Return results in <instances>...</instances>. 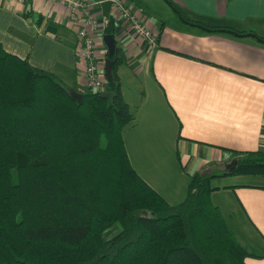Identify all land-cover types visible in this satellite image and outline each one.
Here are the masks:
<instances>
[{"label":"trees","instance_id":"trees-1","mask_svg":"<svg viewBox=\"0 0 264 264\" xmlns=\"http://www.w3.org/2000/svg\"><path fill=\"white\" fill-rule=\"evenodd\" d=\"M21 16L44 21L32 11ZM60 28L50 21L45 31ZM114 30L110 16L102 36ZM111 60L112 80L78 92V102L0 47V264H245L253 254L211 203L212 176L191 177L185 199L170 205L131 166L122 132L134 115L117 75L120 48ZM223 175L264 178V153H245ZM114 226L118 234L105 240Z\"/></svg>","mask_w":264,"mask_h":264},{"label":"crops","instance_id":"crops-1","mask_svg":"<svg viewBox=\"0 0 264 264\" xmlns=\"http://www.w3.org/2000/svg\"><path fill=\"white\" fill-rule=\"evenodd\" d=\"M87 1L103 27L112 17L125 58L117 75L134 120L122 139L130 164L131 156L144 158L142 175L135 172L170 205L185 199L191 177L212 176L211 203L234 235L240 226L248 237L251 250L237 240L253 254L245 264H264V178L223 175L245 153H264V41L258 38L264 37V0H155L141 15V0H126L158 37L155 47L137 40L112 6L107 18L101 5L107 0ZM29 11L42 15L43 23L21 16ZM50 21L61 25L54 34L45 31ZM200 25L258 37L211 33ZM96 38L104 61L103 36ZM0 47L71 92L83 91L74 21L64 9L33 0L16 8L0 0Z\"/></svg>","mask_w":264,"mask_h":264},{"label":"built area","instance_id":"built-area-1","mask_svg":"<svg viewBox=\"0 0 264 264\" xmlns=\"http://www.w3.org/2000/svg\"><path fill=\"white\" fill-rule=\"evenodd\" d=\"M18 8L27 0H11ZM42 1L49 6L64 9L67 16L74 21L77 48L80 53L83 75V90L102 91L106 84L104 61L98 57L96 35L102 34L103 26L91 12V4L87 0H33ZM114 9L115 16L125 22L134 37L149 47L157 45L158 37L143 24L127 6L126 0H107Z\"/></svg>","mask_w":264,"mask_h":264},{"label":"rangeland","instance_id":"rangeland-1","mask_svg":"<svg viewBox=\"0 0 264 264\" xmlns=\"http://www.w3.org/2000/svg\"><path fill=\"white\" fill-rule=\"evenodd\" d=\"M155 0H141L139 3L140 7L138 9H136V14H142L143 12H146L148 11V9H154L152 6H153V3H154ZM102 40L98 39L97 42L101 43ZM98 43V44H99ZM144 158L141 157V155L138 153V160H136L134 157L131 156V165L134 169L138 170L139 174L142 175V171H140V166H142L144 163ZM150 164L151 166L153 164H157V162H153V159L150 161ZM164 165H168V163H163ZM171 164H174L173 163V160L171 161ZM170 165V164H169ZM258 181H261L260 178L259 180H254V182H251V183H259ZM218 183V182H217ZM214 184V183H213ZM217 197V196H216ZM219 202H223V196L220 195L219 197ZM214 202L216 201V199L213 200ZM227 216V215H226ZM225 218V217H224ZM228 221V220H227ZM231 228V227H230ZM234 232H235V237L236 239L241 242L242 245H245L247 247L248 250H251L250 249V246H248V237L243 234V230H242V227H234ZM240 230V231H238ZM119 232V228L117 226H114L112 227L111 229H109L105 234H104V239L105 240H108L110 238H112L113 236H115L116 234H118ZM251 241V240H250Z\"/></svg>","mask_w":264,"mask_h":264},{"label":"water","instance_id":"water-1","mask_svg":"<svg viewBox=\"0 0 264 264\" xmlns=\"http://www.w3.org/2000/svg\"><path fill=\"white\" fill-rule=\"evenodd\" d=\"M101 5L104 8V13L107 17V10L111 5L108 1L102 3ZM102 39L107 49V57L104 60V75L108 81H111L112 80V66H113V61L111 59L113 58L115 54L116 41L113 35H104ZM72 97L78 102L81 101V97L77 93H72ZM102 98L110 100L112 98V93L110 92L104 93L102 95Z\"/></svg>","mask_w":264,"mask_h":264}]
</instances>
